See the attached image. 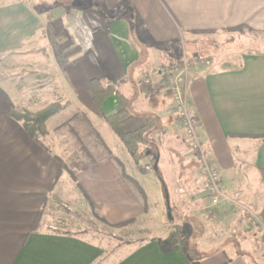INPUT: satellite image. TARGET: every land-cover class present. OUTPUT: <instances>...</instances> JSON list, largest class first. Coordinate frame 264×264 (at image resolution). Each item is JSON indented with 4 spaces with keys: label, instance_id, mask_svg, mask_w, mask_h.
Listing matches in <instances>:
<instances>
[{
    "label": "crops",
    "instance_id": "0c3cea01",
    "mask_svg": "<svg viewBox=\"0 0 264 264\" xmlns=\"http://www.w3.org/2000/svg\"><path fill=\"white\" fill-rule=\"evenodd\" d=\"M87 1L0 0V264H264L249 249L237 252L211 241L203 193L178 194L169 211L156 174L140 168L144 157L157 158L159 150L168 153L169 168V154L182 168H198L178 158L183 128L169 81L159 71L175 64L177 50L197 55L202 33L215 34L210 40L217 42L239 26L264 33V0ZM49 23L66 65L57 59ZM205 53L204 60L190 59L185 94L225 191L253 209L264 234V53L247 52L238 62ZM94 78L113 87L100 108L90 86ZM9 101L31 112L55 102L62 108L46 121L47 133L37 135L39 144L10 115ZM122 109L123 118L131 117L127 131L141 128L146 117L156 120L149 134L155 148L140 144L138 160L106 121ZM61 113L65 117L57 120ZM79 113L101 135L107 152L71 168L61 130ZM117 160L143 188L147 208ZM161 202L166 215L149 225L142 241L119 243L111 234L130 225L117 224L157 217ZM89 216L108 221L102 225L108 229L94 236ZM182 224L189 235L176 231ZM191 240L203 252L214 251L191 259Z\"/></svg>",
    "mask_w": 264,
    "mask_h": 264
},
{
    "label": "rangeland",
    "instance_id": "374dc122",
    "mask_svg": "<svg viewBox=\"0 0 264 264\" xmlns=\"http://www.w3.org/2000/svg\"><path fill=\"white\" fill-rule=\"evenodd\" d=\"M62 1L64 3L67 2L68 4L71 2V0ZM86 3H91V0L87 1ZM239 27H241L239 30L232 31L235 33L228 34V36L223 41L219 42H217V40H210L215 36V34L202 33V37L204 38L200 39L198 45H196L197 48L201 49L199 50V53L195 56H192L191 54H188V49L182 51L177 50L174 52L175 55H173L175 57V61L173 63H175V65L183 63V65H185L190 64V59L195 61L204 60V58L208 56L205 51L213 52L215 54L217 53L218 59L221 62H231L232 59L234 62H238L241 55L247 52L264 53V33L251 31L245 26ZM180 58L181 60L179 61ZM168 67L161 69L159 72L166 76L165 80L169 81L170 74L172 75L173 73L179 71L178 68L169 70ZM148 81L150 82V79H148ZM64 117L65 114L61 113L56 119L61 120V118ZM63 127L64 128L60 130L61 132H64L65 145L69 149L65 162L70 165L71 168H74L75 166L79 168L83 164L89 163L92 159L95 160L101 158L106 154L107 151L101 145L100 141L91 129L88 120L85 116H83V114L79 113L75 118L73 116L72 119H68L66 121V125ZM180 143L182 148L179 150L180 152L177 153L178 158L192 161L197 165V169H195V167L182 168L180 165L181 162L177 164V157L171 154H169L170 160H172L171 165L173 164L174 167H167L165 161L168 158V153L164 151L162 152L159 150L157 153V158L154 157L158 159V170L163 182H161L159 177L157 178L163 187L164 196L166 194L164 187L167 189L170 206L172 203H178V194L195 191L203 193L206 198V218L208 220L207 228L208 236L211 241L214 239L215 241H222L225 245H231L233 250L237 252L242 251V248L249 249L253 251L256 256L260 258H262V256L264 257V234L259 230L258 225L255 224L256 220L253 214V209H251L248 205L238 201L236 194H229L227 191H225V194L228 197L227 200L224 199L219 204H214L209 196L207 181L202 171L201 159L197 152L190 146L188 140L185 138L184 131L182 132ZM202 149L208 161L211 162L210 156L205 150L203 143ZM146 151L147 150L143 151V155L146 153ZM154 158L147 159V157H144L140 163V168L143 172H150L154 175L156 174L154 169L156 159ZM160 161L163 162V168H161L159 165ZM195 176H197L198 181L193 184L192 180ZM173 180H176V182ZM63 205L61 206L62 208L68 207L69 203L67 206ZM91 206L92 204L90 207ZM92 207H94V205ZM158 207H160V212H158L157 217H152L150 220L148 219L145 221H136L135 223L127 221L124 222L125 224H117L115 225L116 227L118 225H130L125 229L113 230L111 234H116L114 238L117 239L119 243L134 240L138 242L140 240L142 241L143 238H145V235L149 234L147 231L149 225H154L153 223L158 222L161 223L160 218L166 215L167 211L164 202H161ZM88 220L90 221L89 223L92 224V234L94 236H98L101 231L108 229L105 228V226H102L103 224H108V221L103 220L100 217L97 218V216H94L91 220L89 216ZM58 221L59 220L54 219L53 222L54 224H60ZM40 222L41 216L39 224ZM53 222L51 221V223ZM159 226L161 225L159 224ZM179 227L176 229V231H182V234L186 236L190 234V230L186 225L182 224ZM192 234L194 235V238L196 232ZM193 238L191 239L193 240ZM192 240L188 248H196L193 245L194 242H192ZM213 251L214 249L207 252L210 253Z\"/></svg>",
    "mask_w": 264,
    "mask_h": 264
},
{
    "label": "trees",
    "instance_id": "16d2710c",
    "mask_svg": "<svg viewBox=\"0 0 264 264\" xmlns=\"http://www.w3.org/2000/svg\"><path fill=\"white\" fill-rule=\"evenodd\" d=\"M49 28V36L51 44L55 50L56 56L58 61L62 65H66L69 63L68 59L64 57V51L61 45L58 42L57 36L54 35L53 29L48 24ZM241 27H236L232 30H239ZM183 64H177V65H170L168 68L169 70H174L176 68L182 67ZM91 90L94 97V102L98 108L101 107L104 100L109 96V94L112 93L113 87L111 85H106L103 83L102 80L94 78L90 81ZM10 102V101H9ZM11 110L10 115L17 121H20L23 123V127L25 128L26 132L33 138L35 141H37L40 144V141L38 140L37 135L38 134H46L47 128H46V121L57 114L62 106L60 103L55 102L52 104H49L48 106L44 107L43 109L37 111V112H31L28 110H21L14 106L11 102ZM125 114L124 109L121 111L111 114L106 117V121L111 126V128L116 132V134L121 138V140L124 142L127 150L130 152L132 157L135 160H138L141 157V154L139 152V146L140 144H146L149 148L152 147L155 148L154 142L149 138V134L151 131L156 127V120L153 119V117H146L144 119V124L141 128L135 130V131H127L125 126L127 123L131 120V117L129 118H123V115ZM93 132L95 133L96 137L100 141L101 145L105 150H107V146L105 145V142L103 141L101 135L94 129ZM154 150V149H153ZM156 159V158H154ZM117 164L121 170V173L123 177L127 180V182L131 185V187L135 190V192L142 198L143 204L145 205V208H147L146 203V194L141 187V185L135 181L133 178H131L127 173L123 166V164L117 160ZM157 177L163 182L162 177L160 176L159 170L155 171ZM71 175L73 178H75V175L71 172ZM60 176V172L57 175V179ZM41 213L38 214L32 229L36 230V228L39 225ZM104 220V219H103ZM130 222V221H129ZM125 224V223H122ZM194 248V247H193ZM188 248L187 254L191 257V259L198 260L205 256H208L211 254V252H203L199 251L197 248Z\"/></svg>",
    "mask_w": 264,
    "mask_h": 264
},
{
    "label": "built area",
    "instance_id": "2783aa9c",
    "mask_svg": "<svg viewBox=\"0 0 264 264\" xmlns=\"http://www.w3.org/2000/svg\"><path fill=\"white\" fill-rule=\"evenodd\" d=\"M188 70L189 64H185L178 69L179 72L170 74L169 93L175 105V112L183 128L185 138L201 159L202 171L207 181L209 196L214 204H219L224 199L227 200L228 197L223 187L221 172L208 161L205 153H203L197 115L189 105L184 90Z\"/></svg>",
    "mask_w": 264,
    "mask_h": 264
},
{
    "label": "water",
    "instance_id": "95a60500",
    "mask_svg": "<svg viewBox=\"0 0 264 264\" xmlns=\"http://www.w3.org/2000/svg\"><path fill=\"white\" fill-rule=\"evenodd\" d=\"M154 169H155V171H158V159H156V162H155V165H154ZM165 191H166V202H167V208H168V210L170 211V209H171V207H170V202H169V194H168V192H167V189H166V187H165Z\"/></svg>",
    "mask_w": 264,
    "mask_h": 264
}]
</instances>
